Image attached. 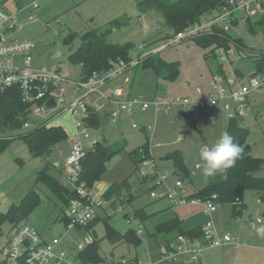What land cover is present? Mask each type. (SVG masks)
Returning a JSON list of instances; mask_svg holds the SVG:
<instances>
[{"label":"rangeland","instance_id":"374dc122","mask_svg":"<svg viewBox=\"0 0 264 264\" xmlns=\"http://www.w3.org/2000/svg\"><path fill=\"white\" fill-rule=\"evenodd\" d=\"M7 1V5H4L0 0V8L6 7L14 11L13 0ZM20 1V6L24 10L30 8L21 18L32 16L33 21H26L15 38L33 43L32 68L38 71H59L72 81H79L82 78V67L72 64L69 58L81 47L82 37L88 32L97 30L108 32L109 43L119 46L131 45L129 58L132 60H137L144 52L162 45L166 41L163 38L169 35V29L160 12L141 14L138 4L145 0ZM170 1L174 3L177 0ZM233 1L239 3L243 0ZM217 13L218 11H214L203 16L202 21L216 17ZM246 16L249 21H238V25L231 22V30L227 34L232 41L227 51L224 48L215 50L213 45L202 46L195 39L187 40L154 56L157 66L163 65L158 72L153 66L145 67L144 60L140 66L111 81L110 85L117 84L132 96L142 97L147 101H153L157 96L167 99H200L198 89H202V97L207 98L208 87L220 70H223L227 77H235L241 81L252 77L256 73L257 57L264 54V16L259 13L256 4H250L235 11L233 18L236 20ZM114 22L125 24L112 28L111 23ZM72 33L75 34L72 43L66 44L65 40ZM239 41L246 47L242 51L236 47V42ZM143 46L145 51L141 50ZM174 71L177 73L172 78ZM256 77L263 82L264 72L257 74ZM58 113L60 111H48L45 118L31 117L29 129L23 128L4 134L10 141L0 155V214L7 215L10 209L19 206L28 194L36 192L39 194V202L21 220V224L28 223L34 226L41 238L48 243L54 239L59 240L60 249L68 255L76 257L79 254L76 247L84 244L91 236L95 241H99L100 255L106 260L105 264H118L127 258L139 259L143 264H153L157 259L163 261L161 250L168 241L179 235V230L158 233V226L166 224L176 215H184L180 213L182 210L190 212L189 209L172 207L167 199L151 198V191L158 195L164 194L167 186L174 185L182 175L173 162L165 161L163 158L169 153L180 151L184 164L191 174L189 179L185 180L189 194L204 189L207 177L195 167L201 163L199 157L201 147L214 144L224 132H227L230 120L223 110L221 108L214 110L216 119L212 122L208 120L209 112L193 118L188 111L174 108L169 117L156 116L150 111L146 116L138 115L134 119L126 116L122 123L113 124L112 120H106L105 126L92 129L89 133L90 140L102 141L105 137L108 145L113 147L124 145V150L109 161L107 172L96 184L94 200L106 202L107 207L105 211L97 212L91 232H88L86 227L73 225L66 217L69 208L64 200L38 182L39 174L48 165L53 177L63 181L64 178L59 176L60 171L67 176L66 161L71 155L74 129L71 114L61 113L56 116ZM52 117L55 119L49 126H62L70 137L56 145L49 156L35 157L29 152L26 143L17 137L34 129L46 118ZM133 123L141 128L153 126L156 129L155 135L133 129ZM239 125L249 131L247 143L252 148V156L264 160V87L252 95L246 116ZM84 142L87 143L86 140ZM147 144L155 158L159 177L166 178L167 186H158L154 189L155 183L143 182L137 171L131 154ZM257 176L264 177V172L258 173ZM127 179L137 182L133 183L128 194L121 200H107L109 190ZM245 201L247 207L241 216L234 218L232 208L228 204L216 205L215 216L223 228L228 226V223L234 225L237 229L235 232L227 229V233L232 237L240 235L243 244L256 248L253 255L246 257L243 264H264V233L258 231L264 227L262 216L264 204H259L260 201L252 193L246 196ZM199 208V211L203 210ZM140 210L147 216L145 221L135 215ZM183 218L186 219V216ZM258 219H261L262 224L254 225L253 222L256 223ZM213 222L215 225L218 224L215 218ZM107 226L121 234H126L129 230L135 231L141 239V244L139 246L126 243L112 244L106 238ZM12 231L9 220L0 221V250L7 244Z\"/></svg>","mask_w":264,"mask_h":264},{"label":"built area","instance_id":"2783aa9c","mask_svg":"<svg viewBox=\"0 0 264 264\" xmlns=\"http://www.w3.org/2000/svg\"><path fill=\"white\" fill-rule=\"evenodd\" d=\"M250 4H256L259 13L264 16V0H243L239 3L231 1L217 13L216 17L188 27L185 31L167 39L162 45L144 52L137 60H118L109 70L95 72L86 81H72L59 71L34 70L32 68L33 43L15 38L18 30L24 26L23 20L16 13L0 8V91L18 87L23 102L33 105L31 117L34 118H45L48 111H60L56 116L61 113L71 114L74 139L71 155L66 161L67 176L64 184L77 195L76 199L70 201L69 214L66 216L73 225L86 227L95 219L99 210L107 207L106 202L94 200V189H89L85 183L79 182L82 163L97 143L95 140H90L89 133L93 128L89 125V120L92 115L100 114L113 106L110 115L115 120L119 119L122 114L134 116L138 112L144 113L150 109L156 114L162 113L169 116L174 108L188 111L193 118L209 112L208 120L211 122L216 119L214 110L219 108L229 120H239L246 116L252 95L264 87V81L260 82L254 75L243 81L235 77L217 75L208 87L207 98H203V90L198 89L200 99H167L157 96L153 101H147L142 97L125 95L123 90L104 92L102 89L127 71L140 66L144 60L170 47L187 40L212 36L216 33V29L228 33L231 30V22L235 21L233 18L235 11L246 8ZM27 19L29 22L33 21L32 16ZM141 50L145 51V47H141ZM96 96H98V101H90ZM49 99L55 100L54 108H47L46 102ZM55 117L46 118L42 124H50ZM132 127L136 130H143L147 134L154 135L156 131L153 126L141 128L136 123H133ZM29 128L30 124L27 122L24 129ZM140 153L137 171L142 179L155 183L154 189L158 186H167L166 178L159 177L151 150L149 151L150 157L144 150ZM150 196L152 199H167L174 207H201L208 215H212L217 210L215 204L217 196L206 201L191 198L186 181L182 179H178L174 185L167 186L164 194L158 195L155 191H151ZM261 222V219L257 220V223ZM200 233V236L196 237L180 234L170 240L161 250L162 260L169 262L186 260L188 263L198 264L206 250L239 243L238 238L229 234L221 235L211 220L201 227ZM93 243L94 239L90 236L76 249L79 252L84 251ZM59 246V240L54 239L48 243L41 238L34 226L28 223L21 224L12 232L7 244L0 250V264H81L77 256L68 255ZM120 263L143 264L139 259L130 258Z\"/></svg>","mask_w":264,"mask_h":264},{"label":"trees","instance_id":"16d2710c","mask_svg":"<svg viewBox=\"0 0 264 264\" xmlns=\"http://www.w3.org/2000/svg\"><path fill=\"white\" fill-rule=\"evenodd\" d=\"M233 0H177L172 3L170 0H145L138 4L141 14L151 11L160 12L165 21L166 27L169 29L168 36L164 40L174 37L180 32L185 31L188 27L201 23L203 16L214 11H220L224 6ZM124 22L111 23L112 28L124 25ZM237 25V22H233ZM108 32L91 31L82 37V45L70 55V62L74 65L82 67L81 80L86 81L95 72L107 71L114 62L118 60L130 61L129 51L131 45L124 46L109 43L107 39ZM75 34H70L65 40L66 44H71ZM200 45L215 46L216 49L224 48L228 50L231 38L223 30L216 29V33L212 36H206L195 39ZM238 50L242 51L246 47L242 42H236ZM213 50V53L215 52ZM143 63V62H142ZM157 61L150 57L144 61L145 67L153 66L155 71H159L162 64L157 66ZM264 72V54L256 59V76ZM176 71L171 75L176 76ZM217 75L226 76L223 70L217 72ZM33 105L24 103L21 92L18 87L0 91V155L5 151L10 140L6 139L4 134L8 131L16 132L24 128V125L30 121ZM239 120H230L227 132L235 139L243 149L241 157L236 161L235 165L227 170L219 172L214 177H207V184L204 189L195 192L191 198H197L202 201L212 199L217 196L215 204L231 205L233 216L242 215L246 208L245 198L248 194H254L260 203H264V177H258L257 174L264 172V160L252 156V148L247 143L249 131L240 127ZM102 118L99 114L92 115L89 125L93 129H97L102 124ZM27 145L29 152L35 157L49 156L56 145L68 139V134L62 126H49L40 123L34 129L28 130L26 133L18 136ZM124 150V145L110 146L104 141L97 142L94 148L88 152L82 163V170L79 177L80 183H85L87 188L94 189L95 185L101 180L102 176L107 172L109 161ZM144 150L150 157L149 145L138 148L131 158L138 167L140 162L141 151ZM165 161L173 162L174 166L182 173L179 177L182 180L189 179L191 176L189 170L184 164V158L180 151L169 153L163 158ZM156 178V177H155ZM154 179V178H153ZM38 182L44 184L51 192L61 197L68 206L72 199H76V192L66 187L60 180L53 177L49 172V165L39 174ZM130 189V182L127 179L121 185L113 186L107 193V200L120 199L124 192ZM151 191V190H150ZM149 191V192H150ZM39 194L31 192L22 201L19 206L10 209L7 215L0 214V221L9 220L12 224V230H16L21 225V220L38 204ZM136 216L145 221L147 216L140 210ZM96 219L90 222L86 228L91 232ZM178 229V221L172 220L166 224L158 226V233L171 232ZM106 238L112 244L126 243L139 246L141 239L133 230H129L126 234H121L115 229L107 226ZM12 231V232H13ZM180 234L191 237L200 236V230L196 229L190 232L181 231ZM179 234V235H180ZM77 258L81 264H102L105 260L100 255L99 241L89 245L84 251L79 252ZM121 264V263H118Z\"/></svg>","mask_w":264,"mask_h":264},{"label":"crops","instance_id":"0c3cea01","mask_svg":"<svg viewBox=\"0 0 264 264\" xmlns=\"http://www.w3.org/2000/svg\"><path fill=\"white\" fill-rule=\"evenodd\" d=\"M2 2H3V4L5 5H7V3H8V1L7 0H2ZM20 4H21V1L20 0H13V3H12V5L14 6V8H15V10L14 11H11L10 9H8V8H6V7H3V9L4 10H7V11H9V12H13V13H16L17 15H18V17L21 19V20H23V24H26L25 22L26 21H28V19L27 18H25V19H22L21 18V16H22V14L26 11V10H29L30 8H28V9H26V10H24V8H22L21 6H20ZM245 18H247V16L245 17ZM245 18H241V19H236L235 21L237 22V25H238V21H241V20H248L249 21V19L247 18V19H245ZM29 22V21H28ZM81 80V79H80ZM79 80V81H80ZM111 83H109L107 86H105L102 90L104 91V92H108V91H110V90H123V89H121L120 87H118V85L116 84V85H110ZM124 92H125V90H123ZM125 95H129V96H132L131 95V93L130 92H125ZM90 101H98V96H96V97H93V98H91L90 99ZM113 109V106H110V107H108L104 112H102V113H100L99 115L101 116V118H102V124H101V126L100 127H102L103 125L105 126L106 125V120H112V123L113 124H116V123H122L123 122V120H124V117H126V116H128V117H131L132 119H134L136 116H146L150 111H153V114H155L156 116L157 115H162V116H164V117H169V116H165L164 114H162V113H159V114H156L155 112H154V110H152V109H150L149 111H147V112H144V113H142V112H138L136 115H134V116H129V115H126V114H122L121 115V117L119 118V119H112L111 118V115H110V112H111V110ZM171 114V113H170ZM244 119V118H243ZM54 121V120H53ZM100 127L99 128H97V129H100ZM74 129V128H73ZM66 131V130H65ZM72 131H74V130H72ZM67 132V131H66ZM156 132V131H155ZM68 134V133H67ZM155 135V134H154ZM68 137H70L69 136V134H68ZM71 137H72V133H71ZM156 138V137H155ZM73 137L71 138V140L73 141ZM95 141H97V142H100L101 140H99V139H94ZM106 141V138L104 137L103 139H102V141ZM107 142V141H106ZM151 150V149H150ZM178 151V150H177ZM152 154V153H151ZM153 156V155H152ZM155 159V158H154ZM158 168V167H157ZM65 175L66 174H64L63 173V171H60L59 172V176H61L62 178H64V179H62L63 181H60L62 184H64L65 183ZM60 177V178H61ZM57 178V177H56ZM60 180V179H59ZM130 182V189L127 191V192H124L123 194H122V197L124 196V195H127L128 194V192L132 189V185H133V183H137V182H131V181H129ZM143 182H147L148 184L149 183H151V181H146V180H143ZM143 182H142V184H143ZM138 184L139 185H141L139 182H138ZM147 184V185H148ZM144 185V184H143ZM142 188V187H141ZM95 189H96V185H95V188H94V192H95ZM130 195H132L131 193H130ZM122 197L120 198V200L122 199ZM137 199V198H136ZM164 199V198H163ZM128 204V203H127ZM245 204H246V201H245ZM260 204V203H259ZM264 204V203H263ZM120 205H123L122 203H120ZM128 205H130V204H128ZM133 205V204H132ZM231 206V205H230ZM173 207V206H172ZM246 207H247V204H246ZM116 208V207H115ZM174 208H176V209H189L190 210V214L189 213H187L186 211H181L180 213L182 214V213H184V215H181L182 217L183 216H186V219L185 218H183L182 219V217L181 216H179V215H176V217L175 218H172L170 221H172V220H177L178 221V229H176V230H179V234H180V232L181 231H183V232H190V231H193V230H196V229H201V227L206 223V222H208V221H213V219L215 218L216 220H217V222H218V224L217 225H215L216 226V228H217V231L221 234V235H224V234H229V233H227V229L228 230H231V231H233V232H235L237 229L234 227V225L233 224H230V223H228V226H226V227H224L223 228V225H222V223H220V221L218 220V218H217V216H215V213L217 212V210H216V212L215 213H213L212 215H208V214H206L205 212H204V210H202V211H199L198 210V208L199 207H197V206H185V207H174ZM232 208V207H231ZM200 209V208H199ZM102 211H105V209L104 210H102ZM138 212V211H137ZM136 212V213H137ZM136 213H135V215H136ZM232 214H233V211H232ZM262 216L264 217V213L262 214ZM235 218V217H234ZM169 221V222H170ZM214 223V222H213ZM251 224V223H250ZM253 224L255 225V224H257V225H260V224H262V222L261 223H255V222H253ZM230 235V234H229ZM234 238H238L239 239V243L238 244H228V245H225V246H223V247H219V248H211V249H208V250H206L203 254H202V257H201V259H200V261H199V263L198 264H243L244 263V261L246 262V257H248V256H250V254L251 255H253V253H254V249H256L255 247H253L252 245H250V246H248V245H246V244H243V242H242V240H241V237H240V235L239 236H237V237H235L234 236ZM169 242V241H168ZM167 242V243H168ZM60 248V247H59ZM62 250V249H61ZM248 253V254H247ZM161 254V253H160ZM104 259V258H103ZM105 260V259H104ZM156 262L155 263H153V264H163V262H168V263H172V264H192V263H188V261H186V260H183V261H177V262H169V261H161V260H159V259H157V260H155ZM106 263V260L102 263V264H105Z\"/></svg>","mask_w":264,"mask_h":264},{"label":"clouds","instance_id":"9594fccd","mask_svg":"<svg viewBox=\"0 0 264 264\" xmlns=\"http://www.w3.org/2000/svg\"><path fill=\"white\" fill-rule=\"evenodd\" d=\"M234 139L228 132H224L214 144L201 147L199 151L201 163L196 167L201 170L204 177H214L235 165L243 149L234 142ZM258 231L264 233V227L259 228Z\"/></svg>","mask_w":264,"mask_h":264},{"label":"water","instance_id":"95a60500","mask_svg":"<svg viewBox=\"0 0 264 264\" xmlns=\"http://www.w3.org/2000/svg\"><path fill=\"white\" fill-rule=\"evenodd\" d=\"M46 106H47L48 109L54 108L56 106L55 100L54 99H49L46 102Z\"/></svg>","mask_w":264,"mask_h":264},{"label":"bare ground","instance_id":"6f19581e","mask_svg":"<svg viewBox=\"0 0 264 264\" xmlns=\"http://www.w3.org/2000/svg\"><path fill=\"white\" fill-rule=\"evenodd\" d=\"M137 167V166H136Z\"/></svg>","mask_w":264,"mask_h":264}]
</instances>
